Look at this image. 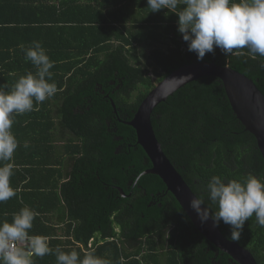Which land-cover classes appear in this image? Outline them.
<instances>
[{
  "label": "trees",
  "instance_id": "1",
  "mask_svg": "<svg viewBox=\"0 0 264 264\" xmlns=\"http://www.w3.org/2000/svg\"><path fill=\"white\" fill-rule=\"evenodd\" d=\"M48 1L0 0V86L8 91L21 76L35 74L20 47L35 40L55 62L49 82L58 88L14 117L20 146L10 184L17 194L0 203V223L27 206L38 213L29 234L49 238L53 253L75 250L82 259L94 251L109 264H239L196 233L158 176L142 175L152 163L127 122L157 83L188 63L228 65L264 94V57L247 48L225 57L216 48L198 60L178 33V15L151 12L147 0ZM152 124L197 196L214 175L264 178L257 139L237 118L218 77L178 89L154 109ZM218 227L232 240L228 225ZM235 242L264 264V227L255 216ZM33 264H56V257L36 256Z\"/></svg>",
  "mask_w": 264,
  "mask_h": 264
},
{
  "label": "clouds",
  "instance_id": "2",
  "mask_svg": "<svg viewBox=\"0 0 264 264\" xmlns=\"http://www.w3.org/2000/svg\"><path fill=\"white\" fill-rule=\"evenodd\" d=\"M147 5L151 12L167 9L178 15V33L198 60L207 53L214 54L216 48L225 57L245 48L253 56L264 57V0H147ZM20 47L36 72L21 76L8 91L0 86V203L17 194L10 184L14 175L11 161L20 146L12 132L14 117L32 112L34 101L42 104L58 91L56 83L49 82L55 62L42 43L34 40L29 47ZM23 146L27 148L28 142ZM203 191L204 195L190 201L201 223L211 219L213 227H218L223 222L229 226L234 241L239 240L245 223L253 216L264 227V178L249 174L225 181L214 175ZM37 215L25 206L13 215L11 222L0 223V264H33V256L52 254L56 264H109L94 251L85 253L82 259L75 250L65 252L57 247L53 253L43 237L29 234Z\"/></svg>",
  "mask_w": 264,
  "mask_h": 264
},
{
  "label": "water",
  "instance_id": "3",
  "mask_svg": "<svg viewBox=\"0 0 264 264\" xmlns=\"http://www.w3.org/2000/svg\"><path fill=\"white\" fill-rule=\"evenodd\" d=\"M207 76H215L222 80L237 118L245 129L256 137L264 158V94L254 80L228 65L221 66L216 62L188 63L172 72L156 84L142 101L134 118L127 124L136 131L138 144L152 163V167L144 171L142 175L158 176L166 185L167 191L174 196L190 218L196 230L220 251L227 254L231 260L239 264H258L248 249L229 240L219 227H213L211 219L201 223L197 213L190 207L191 199L197 195L166 156L152 124L153 111L159 104L165 102L169 96L186 84ZM112 106L116 112L113 102ZM119 191L124 193L122 189Z\"/></svg>",
  "mask_w": 264,
  "mask_h": 264
},
{
  "label": "crops",
  "instance_id": "4",
  "mask_svg": "<svg viewBox=\"0 0 264 264\" xmlns=\"http://www.w3.org/2000/svg\"><path fill=\"white\" fill-rule=\"evenodd\" d=\"M64 1L65 0H49L48 2H49V4H57V5H60V4L64 3ZM7 13H8V9H6L4 12L3 11L1 12L2 15L3 14H6L7 15ZM21 157H25V156L22 155ZM62 182H64V180ZM18 190L21 191V189H19V188H18ZM59 228H61V227H59ZM44 239H46L47 240V243H49V238H44ZM35 257L36 256H33V258H35Z\"/></svg>",
  "mask_w": 264,
  "mask_h": 264
},
{
  "label": "rangeland",
  "instance_id": "5",
  "mask_svg": "<svg viewBox=\"0 0 264 264\" xmlns=\"http://www.w3.org/2000/svg\"><path fill=\"white\" fill-rule=\"evenodd\" d=\"M142 61L143 62H147V59L146 58H142ZM152 75H151V78H152V80L154 81V82H156V79H157V76H156V74L152 71Z\"/></svg>",
  "mask_w": 264,
  "mask_h": 264
},
{
  "label": "built area",
  "instance_id": "6",
  "mask_svg": "<svg viewBox=\"0 0 264 264\" xmlns=\"http://www.w3.org/2000/svg\"><path fill=\"white\" fill-rule=\"evenodd\" d=\"M92 244H93V239H91L90 242H89V244H88L89 248L92 247Z\"/></svg>",
  "mask_w": 264,
  "mask_h": 264
},
{
  "label": "flooded vegetation",
  "instance_id": "7",
  "mask_svg": "<svg viewBox=\"0 0 264 264\" xmlns=\"http://www.w3.org/2000/svg\"><path fill=\"white\" fill-rule=\"evenodd\" d=\"M114 188H116V186L113 185ZM120 189V188H117ZM123 196L125 195L124 193L120 192ZM196 233H199L198 231ZM211 244V243H210Z\"/></svg>",
  "mask_w": 264,
  "mask_h": 264
}]
</instances>
